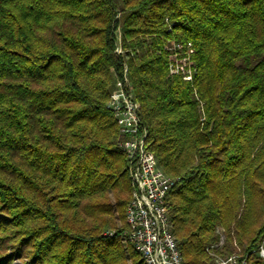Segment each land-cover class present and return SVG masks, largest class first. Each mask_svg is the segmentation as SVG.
Returning <instances> with one entry per match:
<instances>
[{
    "label": "trees",
    "instance_id": "1",
    "mask_svg": "<svg viewBox=\"0 0 264 264\" xmlns=\"http://www.w3.org/2000/svg\"><path fill=\"white\" fill-rule=\"evenodd\" d=\"M168 42L191 45L190 80ZM124 70L176 179L181 264H213L218 226L220 255L264 264V0H0V264H144L122 243L131 185L106 108Z\"/></svg>",
    "mask_w": 264,
    "mask_h": 264
},
{
    "label": "built area",
    "instance_id": "2",
    "mask_svg": "<svg viewBox=\"0 0 264 264\" xmlns=\"http://www.w3.org/2000/svg\"><path fill=\"white\" fill-rule=\"evenodd\" d=\"M116 34L118 39V30ZM164 49L169 53V74L181 75L183 80H190L191 45L170 43ZM115 52H120L119 46H116ZM115 88L109 95L106 108L124 134L118 147L125 153L131 185L130 198L125 208L127 232L123 241L132 245L144 264H181L167 201V194L176 179L163 173L154 155L145 147L146 133L140 131L139 104L134 98L125 70L122 81H116ZM216 233L219 236L217 243L207 248L214 264H248L249 255L241 254L238 248L228 255H220L218 252L224 248V236L219 230ZM111 234L106 232V235ZM250 255L264 259V238Z\"/></svg>",
    "mask_w": 264,
    "mask_h": 264
},
{
    "label": "rangeland",
    "instance_id": "3",
    "mask_svg": "<svg viewBox=\"0 0 264 264\" xmlns=\"http://www.w3.org/2000/svg\"><path fill=\"white\" fill-rule=\"evenodd\" d=\"M168 45H170V43L168 42L167 43ZM115 89H117V88H115V84L113 85V88H112V90H111V92L110 93H112V92H114L115 91ZM117 91V90H116ZM117 225L119 226L120 225V222H117ZM217 230H219L220 231V233L224 236V230H222V228L220 227V226H218L217 227ZM217 234V233H216ZM122 243H123V246L125 247L126 246V243H124V241H122ZM9 243H8V241L7 240H4V244L2 245V247L0 248V253H3V252H5V251H7V249H8V245ZM224 245H225V243H224ZM224 256V255H223ZM213 264H214V262H213Z\"/></svg>",
    "mask_w": 264,
    "mask_h": 264
}]
</instances>
